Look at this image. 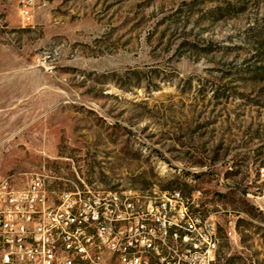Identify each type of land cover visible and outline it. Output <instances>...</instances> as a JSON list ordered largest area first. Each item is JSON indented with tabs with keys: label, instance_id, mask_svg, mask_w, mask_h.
Listing matches in <instances>:
<instances>
[{
	"label": "rangeland",
	"instance_id": "obj_1",
	"mask_svg": "<svg viewBox=\"0 0 264 264\" xmlns=\"http://www.w3.org/2000/svg\"><path fill=\"white\" fill-rule=\"evenodd\" d=\"M33 173L180 192L264 264V0H0V182Z\"/></svg>",
	"mask_w": 264,
	"mask_h": 264
},
{
	"label": "built area",
	"instance_id": "obj_2",
	"mask_svg": "<svg viewBox=\"0 0 264 264\" xmlns=\"http://www.w3.org/2000/svg\"><path fill=\"white\" fill-rule=\"evenodd\" d=\"M80 181L57 199L40 173L22 187L0 182V264H218L217 223L192 213L180 192L101 198ZM226 233L237 234L232 222Z\"/></svg>",
	"mask_w": 264,
	"mask_h": 264
}]
</instances>
